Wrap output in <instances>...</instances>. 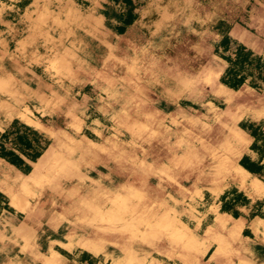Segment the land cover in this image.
<instances>
[{
  "label": "rangeland",
  "instance_id": "obj_1",
  "mask_svg": "<svg viewBox=\"0 0 264 264\" xmlns=\"http://www.w3.org/2000/svg\"><path fill=\"white\" fill-rule=\"evenodd\" d=\"M132 1L135 19L114 35L105 22L85 21L93 0H0V114L57 110L51 119L63 135L59 156L47 163L52 178L78 191L72 226L97 232L120 262L232 261L253 240L235 236L225 255L190 262L201 241H189L179 225L178 196L191 187L216 192L232 180L246 142L238 127L264 87L221 83L223 56L242 44L264 58V0ZM93 50L96 71L71 77L62 59ZM71 113L86 122L83 130L68 122ZM89 171L97 178L80 180ZM80 246L99 251L91 242Z\"/></svg>",
  "mask_w": 264,
  "mask_h": 264
},
{
  "label": "crops",
  "instance_id": "obj_2",
  "mask_svg": "<svg viewBox=\"0 0 264 264\" xmlns=\"http://www.w3.org/2000/svg\"><path fill=\"white\" fill-rule=\"evenodd\" d=\"M119 5V0H93V4L86 5L90 14L84 17L85 21L89 17L105 22L108 31L115 35L120 24ZM93 53L82 56L76 53L72 60L62 59L69 61V75L78 78L88 75L87 69L95 72L99 57L94 50ZM20 57L24 59L27 55ZM74 62L79 68H74ZM28 72L39 80L35 71ZM249 112L244 126L238 127L246 142L230 184L207 193L191 187L178 196L179 225L186 228L189 241H201L191 249L190 262L195 257L225 255L230 240L240 236L245 241L253 240L255 246L243 248L236 259L223 260V264H264V214L257 213L264 212V192L259 193L264 191V104L254 105ZM54 113L57 110L42 114L28 106V111L14 112L10 117L0 114V264H168L155 257L120 262L117 251L102 244L97 232L91 236L72 226L71 208L78 191L71 184L60 186L47 165L59 156L56 145L63 135L62 129L53 125ZM68 122L77 131L86 124L76 113H71ZM92 122L97 123V119ZM91 174L89 171L80 180L97 178ZM57 197L62 203L58 210L54 208ZM222 205L228 209L222 211ZM218 219L229 221L235 228L232 232L221 229ZM83 242L93 243L99 251L94 253L81 247Z\"/></svg>",
  "mask_w": 264,
  "mask_h": 264
},
{
  "label": "trees",
  "instance_id": "obj_3",
  "mask_svg": "<svg viewBox=\"0 0 264 264\" xmlns=\"http://www.w3.org/2000/svg\"><path fill=\"white\" fill-rule=\"evenodd\" d=\"M120 3L125 4V12H119L118 21L119 26L115 28L116 33H123L126 26L130 25L135 19L133 13V1L132 0H119ZM230 41V37L226 34L221 40V45L227 47V43ZM227 62V67L220 77V82L232 89H238L241 86L247 84L253 88L264 87V58L251 49L237 44L234 49L233 56H223ZM251 135H255L253 131H250ZM223 200V196H222ZM221 200V201H222ZM257 204H260L258 202ZM227 206L221 207L222 211H226ZM259 215H263L264 212L257 211ZM235 214V213H234Z\"/></svg>",
  "mask_w": 264,
  "mask_h": 264
},
{
  "label": "bare ground",
  "instance_id": "obj_4",
  "mask_svg": "<svg viewBox=\"0 0 264 264\" xmlns=\"http://www.w3.org/2000/svg\"><path fill=\"white\" fill-rule=\"evenodd\" d=\"M95 2V1H94ZM99 2V1H98ZM99 3H101V2H99ZM102 3H104V2H102ZM101 5H103V4H101ZM26 7V6H25ZM99 7V6H98ZM106 7V6H105ZM107 8V7H106ZM106 10V9H105ZM187 15V14H186ZM106 16V15H105ZM83 21V20H82ZM87 23V22H86ZM75 24V23H74ZM83 24V23H82ZM107 24V23H106ZM67 30V29H66ZM87 38V37H86ZM57 42V41H56ZM222 86V85H221ZM227 88V87H226ZM228 90H229V88H227ZM226 92V91H225ZM228 92V91H227ZM234 92V91H233ZM224 94V93H223ZM227 94V93H226ZM228 95V94H227ZM228 97V96H227ZM232 97V96H231ZM223 98V97H222ZM235 99V98H234ZM226 100H228V99H226ZM2 103L3 102H5V101H1ZM225 102H227V101H225ZM237 102V101H236ZM6 103V102H5ZM259 103L262 105V104H264V97L263 98H261V100L259 101ZM9 103H6L5 105H8ZM234 104V103H233ZM219 221V220H218ZM220 222V226H222V228H224L225 230H227V231H230V232H232V230L235 228L234 227V225H232V224H228V223H224V222H222V221H219ZM242 240V239H241Z\"/></svg>",
  "mask_w": 264,
  "mask_h": 264
}]
</instances>
